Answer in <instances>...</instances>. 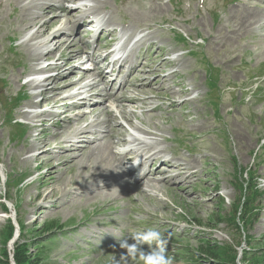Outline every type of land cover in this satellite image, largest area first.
Returning a JSON list of instances; mask_svg holds the SVG:
<instances>
[{"label": "rangeland", "instance_id": "1", "mask_svg": "<svg viewBox=\"0 0 264 264\" xmlns=\"http://www.w3.org/2000/svg\"><path fill=\"white\" fill-rule=\"evenodd\" d=\"M61 1L38 2L40 8L33 13L42 14L43 18L23 33L27 24L22 22L23 12L27 11L23 7H31L32 0H0V256L14 254V248L10 251L8 245L9 227L11 219L17 218L21 230L17 242L27 247L33 264H114V260L116 264H124L120 256L126 253L118 242L129 239L128 232L150 228L167 239V254L173 258V264H221V260L204 255L206 245L228 247L221 253L228 264L233 259L234 264H264V77L260 80L261 90L253 94L254 78L264 76V0H101L104 3L95 15L111 20L108 34L111 29H124L141 33L142 38L149 35L156 50L151 51L146 45L141 55L147 57V61L141 59L147 63L144 70L160 72L162 69L157 83L139 96L149 99L151 104H127V107L132 105L134 114L130 117L131 124L122 120L123 124L134 127L143 123L144 128L155 134L148 136L149 139L159 146L163 144L164 155L175 162L195 163L196 176L184 186L179 181L165 185L159 197L145 194L141 186L139 189L131 186L129 192L98 194L95 200L88 199L82 191L78 192L80 196L77 193L85 184L90 189H83L84 192L91 193L95 177L90 178L88 174L95 169L94 164L90 163L89 169L64 168L58 174L59 181H47L44 176L58 164L56 161L44 167L43 162L23 163L35 155L29 153L35 135H40L38 140L53 143L55 134L75 128V124L67 125L60 120L61 113L57 112L60 108L54 110L55 117L48 118L45 126L36 121L34 129L32 122L21 116L32 109L31 104L41 100V97L34 98V90L26 86L28 80L24 75L40 68L45 60L56 62L61 56L55 52L41 61H32L29 49L36 43L28 48L23 43L42 22L52 17L44 7L60 5ZM63 4L68 17L77 21L82 9H72L76 4L70 2ZM246 7L260 15L255 23V19L250 20L253 24L241 20ZM61 27L62 23L55 25L38 42ZM76 28L77 33L71 39L80 43L77 49L83 50V57L68 64L67 75L73 73L58 83L60 88L80 81L82 72H86L83 69L104 55V51L95 50L112 47L111 41L117 37L116 34L107 37L106 28L98 36L83 30V26L76 25ZM182 34L195 42L192 55L185 53L184 44H176L182 41ZM58 43L53 41L45 48L52 49ZM157 52L162 56L154 60ZM67 58L65 53L59 64ZM114 76L105 83L109 84ZM121 77L112 91L119 87ZM154 79L150 76L148 81ZM95 82L99 84V79ZM100 83L104 89L105 84ZM72 87L75 93L81 92L79 85ZM69 91L66 89L60 96H68ZM19 92L27 93L29 99L17 98ZM125 95L136 97V92L132 89ZM82 97L78 96L75 101L80 102ZM48 107L53 108V103ZM32 110L40 113L47 107ZM88 110L74 109L68 115ZM127 112L130 111L127 109ZM102 121L100 117L99 122ZM17 122L29 125L14 127ZM96 130H103V126L96 125ZM127 133L126 130L122 139L126 140ZM104 141L102 145L109 139ZM118 142L115 136L110 141L112 152H118ZM74 155L81 156L71 153L69 157ZM158 166L151 164V171ZM136 177L133 175L132 179ZM128 179H117L113 185L119 186ZM252 187H256L257 193L253 196L257 195L259 216L248 220L241 217L237 231L232 220L233 207ZM53 190L57 195L43 204L44 210H41V197ZM69 191L72 193L67 194ZM57 201L61 210L55 208ZM5 209L9 214H4ZM49 229L52 231L46 234ZM144 250L148 251L147 246ZM127 264L133 262L129 260Z\"/></svg>", "mask_w": 264, "mask_h": 264}, {"label": "bare ground", "instance_id": "2", "mask_svg": "<svg viewBox=\"0 0 264 264\" xmlns=\"http://www.w3.org/2000/svg\"><path fill=\"white\" fill-rule=\"evenodd\" d=\"M40 1L44 2L45 0H32L31 7H23V11L27 9L25 13L23 12L22 22H27V24H24V29L22 30L23 33L29 31L33 26H35V24H38L39 21L42 20V14L33 13V10H38L40 8L38 7V2ZM64 2L76 4V6L73 8L75 10L82 9L77 21L75 18L70 19V17H68V11L63 4ZM90 2H94L95 4L91 5ZM103 3L104 1L101 0H62L61 4L57 5V7L45 6V12L52 16L51 19L44 23L42 22L39 27H37V31L24 41L23 47L25 48H28L31 43H36L35 46L29 49V52L32 54V61H41L46 57H51L55 52H60L61 56L56 60V62H53L46 68L47 71L57 72L56 76L51 75L50 77L46 78L44 82H39V79H35L26 85L34 90L33 96L35 99L40 97L43 98L40 102L31 104V108L47 107V110L42 113L24 112L21 114V116L31 121V127L34 129L35 127L37 128L35 125V123H37L36 121L42 122L40 124L45 126V123L48 122V118L55 117L57 112L54 110L60 108L63 110L60 115V120L64 121L67 125L75 124V128L74 130L68 131L67 133L55 134L53 136V143H46L44 140H38L40 135H35L34 142L29 147V153H35V155L29 160L26 159L23 163H29L32 161L37 163L43 162L44 164H42V166L44 167L49 166L53 163V161H56L58 164L56 166H52V170L49 171L46 176H44V179L47 181H53L56 179L59 181L61 177H59L58 174H62L61 170L64 168L71 170L74 167L82 166L85 169H89L90 163H92V165L94 164L96 166L95 169L88 174L90 178L95 177L91 183L93 186L91 193L88 194L84 192L86 189H90L88 184L81 186L77 191V193L82 191V193L87 195L88 199L95 200L98 194L117 195L122 191L129 192V188L131 186L138 187V189L140 188L139 186H141L145 194H152L159 197L161 192H163L162 188H164L165 185L176 183L178 181L183 186L185 184L191 183L190 180L196 176V172H193V170L196 169V165L195 163H192V161L188 162L183 160L181 162H175L173 159H170L166 154L164 155L165 148H163V144L159 146L157 142L149 139L148 136L155 134L144 128L142 125L143 123L134 127L127 125L129 127L128 130L126 126H124L122 120L127 124H131L132 122L130 117L134 114V111L130 109L129 105L127 107V104H151L149 99L140 98L139 96L145 94L146 90L154 82L157 83L159 80L158 78L161 77L160 73L162 72V69L160 72L158 70L146 71L144 69L147 67V63L141 62V60L139 62H134L128 59H119L118 61L107 63V59L116 51L115 49L99 60L92 61L91 70L82 72L84 74H82L80 81H78L76 84H71L65 86L64 88H60L58 86L60 81L73 73L69 72L67 75L68 72L66 67L68 64L72 61L81 60L83 57V50L80 51L77 49L80 43H77L74 39H71L74 38V35L77 33L76 31L78 28H76V25H78V27L83 26L84 28L93 26L95 21L91 18L98 12ZM97 17L99 24L96 27V35L111 25V20L106 16ZM259 17V13L256 14L248 7H246L241 13V20L244 23L253 24L257 21V19H259ZM252 19H255V21L250 23V20ZM134 22L139 23V21ZM59 23H62L61 28L54 32L50 37H45L43 42H38L40 38L46 36L51 28ZM116 31L117 30H111L108 35L112 36L116 34ZM120 33L122 34V37L127 36V34L123 31H120ZM133 35L134 34L128 36V42L133 40ZM53 41H57L59 43L53 49H46L45 47L50 45ZM82 44L83 43H81V45ZM146 45H148L149 50H156V44L151 41L149 35L141 38L136 44L135 48L144 50ZM96 47L97 46H95V48ZM95 51L99 50L96 49ZM65 53L68 54V58L63 64H59L61 62V57ZM161 56L162 55L158 52L155 53L154 60H158ZM104 63H106L107 68L111 66V69H108L107 71L99 70L100 66ZM39 72V69H32L30 73L31 75L36 76ZM114 74L116 75V78L109 84H106L105 82L108 80V77L114 76ZM123 75L124 77H121L122 80L119 82V87L117 89H113L112 91L113 85L117 78ZM150 76L155 77L153 82L148 81ZM38 77L39 75L37 78ZM131 77H133V79H131ZM98 79L99 84L95 82ZM100 82L105 84L104 89L101 88L102 84ZM47 84H49V86H47L48 88H46ZM78 85L80 86L78 91L81 92L75 93L72 90V86ZM66 89L70 90L69 95L66 97H61V92L66 91ZM132 89L135 90L136 97H127L125 93L131 91ZM137 89H139V91ZM80 95H83L81 101H75V99ZM129 95L132 96L131 94ZM160 95L161 94H159V96ZM51 103H53V108L48 107V105ZM114 106L118 110V115L115 111L114 115L113 111L111 110V108ZM82 108H89V110L74 116L68 115L72 110ZM127 109L130 112H127ZM156 109L157 107L154 108V110ZM63 117L64 119H62ZM100 117L103 118L102 122H99ZM141 121L145 122L144 119H141ZM118 122L119 124H117ZM112 124L114 126H112ZM96 125L103 126V130H96ZM55 128L59 130L57 125ZM125 129L128 131L127 135L125 136L126 140L122 139V137L126 134ZM130 131L138 133L141 138L132 137ZM88 134H91L92 136L98 135V137L90 138L86 136ZM114 136L115 139H119V147L125 148L127 145L131 144L133 148L124 151V153L112 152L110 141L113 140ZM106 139H109V142L102 145L101 142ZM71 153H79L81 156L74 155L73 157H69V154ZM138 159L141 160L139 165L136 163ZM154 163H157L159 166L153 172H151L150 165ZM127 164H131V167L125 169ZM40 167L41 164L39 168ZM97 169L99 170L96 173ZM133 175L137 176L134 180L132 179ZM155 176H161L162 178L156 179ZM117 179L128 180L124 184H121L122 182L120 180L121 183L119 186H114L113 181ZM96 182H98L99 185H97ZM70 193L72 192H67V194ZM56 195L57 191L55 190L48 194H44L41 197L42 204L40 209L44 210L43 204L50 202L51 199L55 198ZM78 195L80 196L79 193ZM38 199L39 198L37 197L35 200ZM58 202L59 201H57L55 208L61 210L62 208L58 205ZM31 204L33 203L31 202ZM136 213L144 212L138 211ZM15 221L19 226L20 224H18L17 218H15ZM111 221L112 224L115 223L113 220ZM130 234L131 232H128L129 238ZM16 241L17 240L15 238L10 242V251L14 248Z\"/></svg>", "mask_w": 264, "mask_h": 264}, {"label": "clouds", "instance_id": "3", "mask_svg": "<svg viewBox=\"0 0 264 264\" xmlns=\"http://www.w3.org/2000/svg\"><path fill=\"white\" fill-rule=\"evenodd\" d=\"M118 243L126 253L120 256V261H124V264L129 260L133 264H173V258L167 254V239L155 229L133 230L129 239ZM144 246H147L148 251L144 250Z\"/></svg>", "mask_w": 264, "mask_h": 264}, {"label": "trees", "instance_id": "4", "mask_svg": "<svg viewBox=\"0 0 264 264\" xmlns=\"http://www.w3.org/2000/svg\"><path fill=\"white\" fill-rule=\"evenodd\" d=\"M248 175V174H247ZM256 187H252L247 194H245L244 198H241L239 202H237L234 207L232 214L234 215L232 217L233 223L236 226L237 231L240 230V225L238 220L241 221V217H243L245 220L256 218L258 216L257 212V199L256 196H253V194H256L257 192L254 191ZM240 214L239 219L235 218L236 215ZM13 227H9V236L12 235ZM52 231V229H49L46 234H49ZM13 240V239H12ZM11 240V241H12ZM10 241V242H11ZM228 247H222V248H214L213 245H206L204 255H206L208 258H212L214 260H221V264H228L224 258H222L221 253L224 252ZM29 251L27 250L26 246L23 245H16L15 248V255H14V261L15 264H33L34 259H31L28 257ZM234 260L232 261V264H234ZM0 264H10L9 263V257L7 253H4L0 256Z\"/></svg>", "mask_w": 264, "mask_h": 264}]
</instances>
